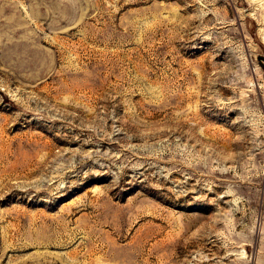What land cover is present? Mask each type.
<instances>
[{
  "label": "rangeland",
  "instance_id": "obj_1",
  "mask_svg": "<svg viewBox=\"0 0 264 264\" xmlns=\"http://www.w3.org/2000/svg\"><path fill=\"white\" fill-rule=\"evenodd\" d=\"M0 264H264V0H0Z\"/></svg>",
  "mask_w": 264,
  "mask_h": 264
}]
</instances>
